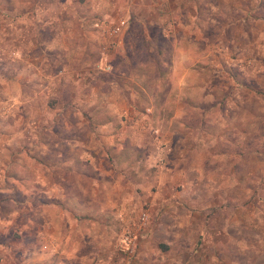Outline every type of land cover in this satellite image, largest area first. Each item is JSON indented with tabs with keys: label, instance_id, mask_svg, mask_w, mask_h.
Listing matches in <instances>:
<instances>
[{
	"label": "rangeland",
	"instance_id": "374dc122",
	"mask_svg": "<svg viewBox=\"0 0 264 264\" xmlns=\"http://www.w3.org/2000/svg\"><path fill=\"white\" fill-rule=\"evenodd\" d=\"M73 99L78 110L64 107ZM28 122L66 154L78 135L95 151L125 137L126 155L110 162L125 187L102 192L108 173L79 181L52 169L86 205L35 202L37 213L63 212L56 237L42 222L28 238L14 222L0 264H264V0H0V162L21 166L25 185L57 159L17 155L34 142ZM16 186L20 212L30 188ZM139 226L133 252L122 251Z\"/></svg>",
	"mask_w": 264,
	"mask_h": 264
},
{
	"label": "crops",
	"instance_id": "0c3cea01",
	"mask_svg": "<svg viewBox=\"0 0 264 264\" xmlns=\"http://www.w3.org/2000/svg\"><path fill=\"white\" fill-rule=\"evenodd\" d=\"M185 85V84H183ZM74 95H72L71 98H73ZM76 99L71 100L70 102L67 101L68 107L65 105V108H71V110H73L74 108L76 110L79 109L80 104H75ZM29 103V102H28ZM26 103V104H28ZM32 103H29L28 105H30ZM58 105V103H57ZM60 105V104H59ZM93 107H95V104H92ZM109 106V104H104ZM104 107V106H103ZM73 108V109H72ZM74 118L77 120H82L80 118H78V111H74ZM179 119L181 118V116H177ZM109 122L104 123L103 126L107 125ZM138 123V122H136ZM28 127V131L30 135H26L25 138L27 139H32L34 140L33 143H29V145H27V149L26 150H19L17 155H23V156H28V155H32V156H39L41 158L38 157L40 162H43L42 160H44V157H54L56 160H52L55 161V163L53 165H45V166H41V170L43 171H47L46 174H40L38 173L37 169H31L30 171V175L31 177L33 175H35L36 177H34L31 182L27 185L22 184L21 181H23L25 178L23 177V175H15L17 173H22L24 171L23 168L18 167V165H13L12 163H10V161L8 160L6 163H1L0 162V171L4 172L3 175H0V235H2L4 233V231L8 230L9 227H13V223H17L20 222L21 227L20 229H22V232L24 231L25 234L28 235V238H31V236H37L39 234H42L43 226H42V222H44V227L45 230L47 229L48 225H50L52 227L51 231H50V236H55L57 235L58 232V225L62 222L63 223V212L62 214H59L60 217H52L53 214L51 213H46L43 212L41 209L39 208L38 211L40 210L41 212L37 213V210H35V207H33V205H35V202H37L36 206L39 205H47L48 203V199H56L55 204H67L68 200L71 199L72 197L76 199V203H78V205H86L84 202L86 200H84V196L85 194L83 192H78L75 188H73L74 191L76 192H71L69 191V189H72L73 184L71 185V187H69L68 183H65L64 180H62L59 176L56 177V181L54 183L53 181V175H52V169L55 170L56 174L58 173V171H63V173H67V175H75L76 177H78L77 179L80 181L81 177H84L82 173L87 172L88 170H91L92 173H95L96 171H100L101 174L103 173H108L109 175H111V177L114 176L115 172H118V168L116 165H111V161H114V158L112 156L116 155V156H122L126 155L124 153H126V151L124 149L125 145L123 142L121 141H125L126 138L123 137L122 135H120V137L118 135H112L111 138V144H105V145H100L98 150H89V146L86 149H81L79 148V143H77V140H79V135L75 138H72L73 142L70 143V139H65L66 141L69 142V145L67 146V149H69L71 147V149H69V153L66 154L64 153L62 148H56L49 145V140L51 136H46L47 134H43L42 128H45V126H40L38 127V124H34L31 122V124H29V122L26 124ZM14 127V124H13ZM12 133V139L16 138L15 133H13L12 129L10 128V130ZM38 131V132H37ZM154 132L157 131V129L155 128L153 130ZM56 133V132H55ZM58 135V137L60 136L59 133H56V136ZM62 136V135H61ZM6 138V135H1V140L3 141V138ZM125 138V139H123ZM59 139H61L59 137ZM62 140V139H61ZM121 140L119 143H117L116 141ZM158 140V138H157ZM156 140V142H157ZM57 145V144H56ZM4 145L1 144V147L3 148ZM29 146V147H28ZM168 144L164 145L161 149L158 150V153L160 154L162 151L164 152V156H166L168 154V152H166V148H167ZM136 148V147H135ZM134 148V149H135ZM133 150V148H131ZM137 149V148H136ZM68 151V150H67ZM134 151V150H133ZM23 154H22V153ZM97 154V155H96ZM162 154V153H161ZM44 155V156H43ZM1 157H6L7 156L4 153L0 154ZM76 157H84L86 158L85 161H81L82 164H76L75 165V159ZM99 157L101 162L103 161V163L96 168V165L93 163L95 161V158ZM62 158V160L60 159ZM82 159V158H81ZM121 161V159H120ZM45 163V162H44ZM41 164V163H40ZM87 164V165H86ZM6 166L5 168H3V166ZM21 168V169H20ZM35 168V167H34ZM110 168V169H109ZM166 170L169 169L168 167L165 168ZM171 172H175L171 170ZM77 174V175H76ZM116 174H120L116 173ZM52 176V177H51ZM74 176V177H75ZM85 178V177H84ZM113 181H110V179H101L100 182L103 184V191L107 190V185L108 184H118V186H116V188L118 187L120 190H123L125 187V183L122 182L121 178L119 180V177L116 176L115 178L113 177ZM96 179H94L95 181ZM73 181V180H72ZM121 181V183H120ZM17 183H21V185L23 186L24 189L26 188H30L28 191H25L23 193V195L26 197L22 203L24 209L23 211L17 210L15 205H12V198L15 197L17 198L16 194L17 192L20 194V192H22L16 185ZM184 183H186V185L188 186L189 184L191 185L195 183L192 182L191 176H189V178L186 179V181H184ZM67 184V185H65ZM3 185V186H1ZM90 189L88 190V197L89 198H94L96 197V193L94 191L95 189V182L91 183L90 185ZM4 188V189H2ZM83 189V188H82ZM18 190V191H17ZM20 202V201H19ZM12 203V204H11ZM50 203H53L52 201H50ZM54 204V203H53ZM6 205H9V211L8 209H6ZM5 210V211H4ZM9 212V213H8ZM10 223V224H9ZM15 226V225H14ZM32 227L36 229L35 233H32ZM5 228H7L5 230ZM84 234V233H83ZM92 236L96 235L95 233H92ZM38 237V236H37ZM56 237V236H55ZM94 239V238H93ZM98 239V240H97ZM83 240V239H82ZM79 243V242H78ZM93 244L96 248H104L103 252L104 253H109L110 250H112L114 243H108L105 242L104 240L102 241L99 238H96L93 241ZM142 244V242H140V245ZM25 251H29L31 252V249L33 248V246L31 244H26L25 245ZM2 251V250H1ZM111 259V257H110ZM109 259V263L110 264V260ZM112 264V263H111Z\"/></svg>",
	"mask_w": 264,
	"mask_h": 264
},
{
	"label": "built area",
	"instance_id": "2783aa9c",
	"mask_svg": "<svg viewBox=\"0 0 264 264\" xmlns=\"http://www.w3.org/2000/svg\"><path fill=\"white\" fill-rule=\"evenodd\" d=\"M112 31H115V29H113ZM109 43L108 44H102L101 46V54L103 55V57L101 58L102 61H101V65L104 64L105 62V55L107 53V47H109ZM107 66L106 64L103 66L105 67ZM101 67V68H103ZM108 67V66H107ZM144 220H146V214H143L141 216V222H144ZM139 229L140 230H128V232H124V235L121 239V246H120V249L126 253H132L134 248H135V245H136V241L138 239V236L140 235V231H141V228L139 226Z\"/></svg>",
	"mask_w": 264,
	"mask_h": 264
},
{
	"label": "trees",
	"instance_id": "16d2710c",
	"mask_svg": "<svg viewBox=\"0 0 264 264\" xmlns=\"http://www.w3.org/2000/svg\"><path fill=\"white\" fill-rule=\"evenodd\" d=\"M169 102H171V100Z\"/></svg>",
	"mask_w": 264,
	"mask_h": 264
}]
</instances>
